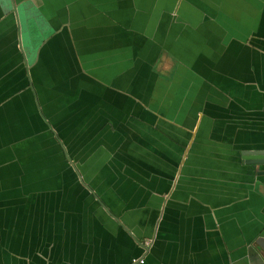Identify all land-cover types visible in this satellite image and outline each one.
Instances as JSON below:
<instances>
[{"label":"crops","instance_id":"crops-1","mask_svg":"<svg viewBox=\"0 0 264 264\" xmlns=\"http://www.w3.org/2000/svg\"><path fill=\"white\" fill-rule=\"evenodd\" d=\"M257 151L264 0H0V264H263Z\"/></svg>","mask_w":264,"mask_h":264},{"label":"water","instance_id":"water-1","mask_svg":"<svg viewBox=\"0 0 264 264\" xmlns=\"http://www.w3.org/2000/svg\"><path fill=\"white\" fill-rule=\"evenodd\" d=\"M260 152H264V151H260ZM260 152L257 151L256 154L257 153H260ZM256 162H259V160L256 161ZM257 245H258V249L260 250V252L257 250L256 253H257V255H259V258H260L261 263L264 264V260H263V258L260 255V253H261L264 256V230L262 231L261 237L259 238V240H257Z\"/></svg>","mask_w":264,"mask_h":264},{"label":"built area","instance_id":"built-area-1","mask_svg":"<svg viewBox=\"0 0 264 264\" xmlns=\"http://www.w3.org/2000/svg\"><path fill=\"white\" fill-rule=\"evenodd\" d=\"M142 259L141 258H133L131 259L130 262L124 263V264H133V263H142Z\"/></svg>","mask_w":264,"mask_h":264}]
</instances>
